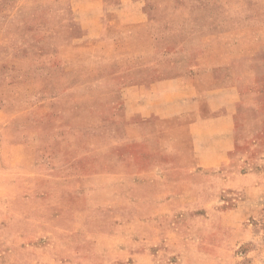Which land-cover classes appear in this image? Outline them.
I'll use <instances>...</instances> for the list:
<instances>
[{
  "label": "rangeland",
  "instance_id": "1",
  "mask_svg": "<svg viewBox=\"0 0 264 264\" xmlns=\"http://www.w3.org/2000/svg\"><path fill=\"white\" fill-rule=\"evenodd\" d=\"M201 1H181L171 18L157 13L162 32L180 37L163 45L195 54L189 33L234 27L214 19L225 9ZM94 2L120 0H0V264H264V48L241 74L245 104L197 132L208 167L138 164L111 106L71 71L90 61L73 46L88 38L83 18ZM241 15L243 46L264 43V0H242ZM57 47L59 88L42 91L31 68L48 66L54 81V59L38 56ZM23 141L31 154L14 145ZM168 194L175 199L164 203Z\"/></svg>",
  "mask_w": 264,
  "mask_h": 264
},
{
  "label": "crops",
  "instance_id": "2",
  "mask_svg": "<svg viewBox=\"0 0 264 264\" xmlns=\"http://www.w3.org/2000/svg\"><path fill=\"white\" fill-rule=\"evenodd\" d=\"M157 1L163 6L156 4ZM181 1L92 3L88 9L92 10L83 18L86 20L83 29L88 38L73 46L77 55L87 51L84 54H88L90 61L88 66L77 65L71 71L88 80L90 89L96 91V99L104 100L107 107L111 106L109 120L122 124L120 141L123 145H129L127 142L135 145L138 164L142 160L149 161L150 165L160 161L168 164L169 169L189 171L209 166L202 162L204 148L201 153L197 148V132L211 123L229 120L236 114L237 107L245 104L241 74L253 71L250 60L264 48V43H258L254 37L253 40L247 39L248 45L244 43L243 46L244 30L237 25L241 21L242 0H210L218 4L219 9L226 10L214 19L233 28L204 36L189 33L185 41L199 45L195 54L187 45L174 50L163 45L180 37L162 32L157 13L161 9L168 10L171 18V12ZM77 10L82 14L81 9ZM189 24L193 27V20H188ZM61 52V47H57L51 55L40 52L38 56L42 60L54 59L51 68L58 74L54 81L47 80L48 66L31 68L34 74L40 71V75L37 73L33 79L41 85L42 91L48 83L59 88L60 76L65 70L60 65ZM78 57L74 61L77 64L82 60L81 54ZM226 71L229 72L228 78L224 74ZM95 113L92 115L96 121L105 119ZM12 133L14 131L11 136ZM14 145L24 146L28 155L32 153L29 141ZM165 168L167 166L161 167ZM181 182L183 187L190 189L191 195L192 184L188 178H182ZM174 199L168 194L162 201L170 203Z\"/></svg>",
  "mask_w": 264,
  "mask_h": 264
}]
</instances>
